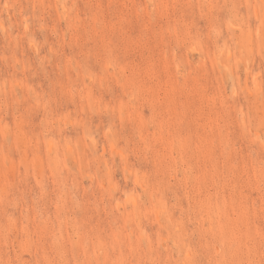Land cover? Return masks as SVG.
I'll list each match as a JSON object with an SVG mask.
<instances>
[{"label":"rangeland","instance_id":"374dc122","mask_svg":"<svg viewBox=\"0 0 264 264\" xmlns=\"http://www.w3.org/2000/svg\"><path fill=\"white\" fill-rule=\"evenodd\" d=\"M0 264H264V0H0Z\"/></svg>","mask_w":264,"mask_h":264}]
</instances>
